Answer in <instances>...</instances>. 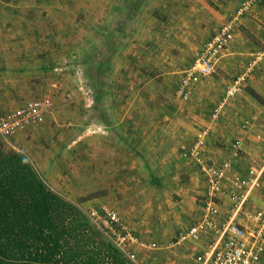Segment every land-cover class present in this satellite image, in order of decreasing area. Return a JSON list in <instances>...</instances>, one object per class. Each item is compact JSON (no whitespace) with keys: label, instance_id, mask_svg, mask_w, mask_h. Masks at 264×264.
<instances>
[{"label":"rangeland","instance_id":"374dc122","mask_svg":"<svg viewBox=\"0 0 264 264\" xmlns=\"http://www.w3.org/2000/svg\"><path fill=\"white\" fill-rule=\"evenodd\" d=\"M202 3L219 13V23H206L214 13ZM237 3L0 0V113L42 97L51 103L40 124L0 135L2 149L22 152L51 190L84 212L115 210L130 234L154 242V249L130 247L135 264L191 262L195 244L174 240L197 219L207 194L187 151L200 133L207 129L205 149L214 161L232 160L230 174L264 158V81L256 77L264 63L211 117L226 83L262 48V29L234 28L224 69L216 65L198 78L187 98L178 93L184 70ZM235 139L241 149L233 158ZM223 186L213 200L227 216L230 186ZM190 187L194 203L185 202ZM263 206L264 177L243 208Z\"/></svg>","mask_w":264,"mask_h":264},{"label":"built area","instance_id":"2783aa9c","mask_svg":"<svg viewBox=\"0 0 264 264\" xmlns=\"http://www.w3.org/2000/svg\"><path fill=\"white\" fill-rule=\"evenodd\" d=\"M256 0H243L235 12L219 29L203 44L191 65L184 70L179 79L178 93L187 98L191 84L198 78L211 74L221 52L231 40L233 29L243 12ZM264 55V44L255 51L245 69L226 83L222 97L211 110V117L217 118L227 101L242 89V83L256 62ZM50 101L46 97L26 101L23 105L7 112L0 113V135L14 136L32 125L44 121L50 109ZM200 133L195 142L188 147L189 156L195 161L204 178L207 194L203 200L202 212L185 230L180 231L175 243L184 241L198 244L190 264H260L264 250V206L256 211L243 208L249 190L259 185L264 177V158L258 166H249L245 176L229 173L232 164L230 158L213 163L204 155L205 134ZM241 142L233 141L231 156L239 155ZM230 186L226 192L230 210L227 216L217 219L218 204L213 197L223 194V184ZM89 219L110 239V241L130 260L134 261L132 246L154 249V242H145L130 234L122 225L115 210L101 207L85 211ZM243 215L249 222H238L237 215Z\"/></svg>","mask_w":264,"mask_h":264},{"label":"trees","instance_id":"16d2710c","mask_svg":"<svg viewBox=\"0 0 264 264\" xmlns=\"http://www.w3.org/2000/svg\"><path fill=\"white\" fill-rule=\"evenodd\" d=\"M0 264H135L77 204L0 144Z\"/></svg>","mask_w":264,"mask_h":264},{"label":"crops","instance_id":"0c3cea01","mask_svg":"<svg viewBox=\"0 0 264 264\" xmlns=\"http://www.w3.org/2000/svg\"><path fill=\"white\" fill-rule=\"evenodd\" d=\"M238 3H237V5H236V7L232 10V14L235 12V10H236V8L239 6V4L243 1V0H236ZM205 2V1H204ZM203 5H202V7L204 8V9H206L209 13L211 12V14L212 13H214L213 14V16L212 17H214V18H210V20H207V24L209 23V22H215V23H219V21L217 20L218 18H216V14H217V16L219 17V13L217 12V11H215L213 8H211L210 7V5H208V4H206V3H202ZM204 11V10H203ZM231 14V15H232ZM221 17V16H220ZM229 19V18H228ZM205 23V22H204ZM198 24L199 25H201V24H203V22H198ZM222 25V24H221ZM220 25V26H221ZM241 25H244L243 27L244 28H248V30L249 31H252V32H254V33H257V34H259L260 32V30L262 29V31H264V0H256L255 2H253L251 5H250V7H249V9L246 11V12H243L242 14H241V16L239 17V19H238V21H237V23H236V25H235V27L234 28H238V27H240ZM234 30V29H233ZM259 30V31H258ZM233 35V34H232ZM264 44V43H263ZM229 45H232V42H230L229 43ZM229 51H228V43H227V45H226V48L221 52V54H220V56H219V58H218V60H217V62H216V65H217V68H218V66L220 67V68H222V69H224L223 67L225 66V63L227 62V60H228V58H230L228 55H229ZM224 57V58H223ZM220 58H222V59H220ZM263 63H264V55H263V57H261L257 62H256V65L254 66V69L255 68H258L260 65H263ZM216 65H215V67H216ZM220 70V69H219ZM261 74V76H260V79L258 80V82H263L264 81V68H261L259 71L257 70V75H256V77L258 76V75H260ZM220 76L218 77L219 79H221L222 78V76H223V74L222 73H220L219 74ZM237 74H235L234 76H236ZM233 76V77H234ZM232 77V78H233ZM222 81V80H221ZM230 81V80H229ZM228 81V82H229ZM245 81V80H244ZM243 81V83H242V87L244 88V84H245V82ZM242 90V89H241ZM223 93V92H222ZM240 93V92H239ZM238 93V94H239ZM238 94H236V95H238ZM256 94H258L257 92H256ZM259 96H260V94H258ZM223 110V109H222ZM222 112V111H221ZM32 126H34V125H32ZM21 133V132H20ZM236 140V139H235ZM240 140V139H239ZM240 142H241V140H240ZM205 144H206V142H205ZM232 144H233V142L231 143V146H230V150H231V148H232ZM204 155H205V157L206 158H208V159H210L211 160V162H213V163H219V162H221V161H214V159H212L208 154H207V152H206V149H205V147H204ZM192 160V162L195 164V166L198 168V166H197V164L195 163V161L193 160V159H191ZM239 161V160H238ZM238 161H236V162H238ZM252 166V165H251ZM249 166H247L246 167V169H245V172H244V174L243 173H241L242 175L241 176H245V174H246V170H247V168H248ZM230 169H231V167H230ZM230 169H229V173H230ZM198 171H199V169H198ZM178 172H180V170H178ZM203 177V176H202ZM190 179H192V177H190ZM204 179V178H203ZM262 179V178H261ZM205 182V181H204ZM252 189H254V188H252ZM251 189V190H252ZM251 190H249V193L251 192ZM189 191H193V192H195L194 191V189H192V187H190V188H188V189H186L185 191H183L184 193H186V194H189V195H187V197H186V203H191L192 201H193V203H194V200H195V197H193V194L191 193V192H189ZM249 193L247 194V196L249 195ZM229 203V202H228ZM189 207H191L192 208V206L189 204L188 205V208L187 209H190ZM198 207V206H197ZM196 207V208H197ZM219 207V215L217 216V219H220V218H222L223 216H222V207H223V205H220V206H218ZM199 208H200V205H199ZM202 212V211H201ZM201 212H200V214H201ZM198 213H199V211H198ZM199 214V215H200ZM199 215H198V217H199ZM198 217H196V218H198ZM238 222H241V219H239V218H235ZM198 248V244H195V246H194V251H193V255H194V252L196 251V249ZM192 259H193V256H192V258H191V261H192Z\"/></svg>","mask_w":264,"mask_h":264}]
</instances>
